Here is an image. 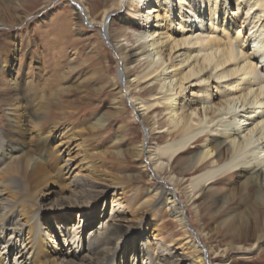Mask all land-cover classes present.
Returning a JSON list of instances; mask_svg holds the SVG:
<instances>
[{
  "label": "bare ground",
  "instance_id": "bare-ground-1",
  "mask_svg": "<svg viewBox=\"0 0 264 264\" xmlns=\"http://www.w3.org/2000/svg\"><path fill=\"white\" fill-rule=\"evenodd\" d=\"M8 1L11 6L7 8L0 4V16L5 10L12 14L15 9L23 8L24 0ZM82 1L85 8L81 10V5L72 0L73 8L78 9L73 19L84 21L89 27L97 25L113 49L137 62L131 69L122 64L118 72V77L124 80V92L134 115L149 129V135L159 128H154L160 123L157 117L160 115L164 119L159 142L148 148L142 142L139 153L147 157L145 166H150L153 172L163 171L167 181L163 180V185L146 187L133 206L116 209L128 218L119 220L117 214L110 212L101 225L107 233L99 227L89 230L85 247L88 255L80 262L71 261L75 250L74 234L71 231L61 235L53 217H59L62 223L77 211L75 214L81 216H77L78 223L74 227H79L82 219L90 220L98 195L105 191L95 198H86L76 180L79 163L72 150L79 147L66 144L81 134L74 125L70 131L61 126L70 115L59 104V98L67 89L61 87L63 79L56 77L59 76V40L54 35L59 37V31L54 26L47 44L58 54V59L50 65L52 75L56 76L44 78L42 82L34 78L33 87L25 89V96L32 94L30 102L34 108L29 117L36 135L44 142L55 139L54 147H59L54 171L59 172V178L68 174L76 190L62 187L59 198L48 201V195H44L43 202L28 205L25 196L20 195L22 180L5 174L12 169L11 165L18 164L23 147L17 139L6 137L0 125V264H9L12 255L17 257L19 264H118V253L125 249L126 241L136 235L142 240L143 263L164 264L161 255L151 249L147 231L149 229L150 236L157 238L167 222H174L177 227L164 240L168 246L179 250L174 259L180 264H211L200 254H204L205 245L197 234L198 240L189 232L188 204L194 209V219H215L216 231L236 240V248L245 245L242 255L259 250L262 255L264 0ZM231 7H234L233 12ZM128 12L133 13L136 20H131ZM112 14L122 20L121 29H116L114 19L109 22ZM12 17L7 23H14L21 16L12 14ZM128 21L130 25L125 27L123 22ZM114 83L117 88L122 87L116 77ZM136 88L138 91L133 90ZM93 90L97 92L99 88ZM83 91L87 93L88 89ZM119 97L123 100L121 95ZM27 112L26 105L15 103L7 108L5 116L11 124L18 120L24 123L28 119ZM104 124L105 120L99 116L92 118L88 126L95 130ZM87 153L102 157L92 150ZM80 156L87 165V158L83 153ZM182 156L185 165L181 168ZM86 172L89 173V169ZM232 180L235 183L231 188ZM175 186L181 197L176 189L173 190ZM135 189L137 193L139 189ZM211 190L214 196L204 209L200 208L197 203L200 195ZM43 218L46 219L44 223L41 222ZM10 228L25 237L15 239ZM49 233L57 238V245L49 247V240L46 245L43 243ZM216 264L232 263L224 259Z\"/></svg>",
  "mask_w": 264,
  "mask_h": 264
},
{
  "label": "rangeland",
  "instance_id": "rangeland-1",
  "mask_svg": "<svg viewBox=\"0 0 264 264\" xmlns=\"http://www.w3.org/2000/svg\"><path fill=\"white\" fill-rule=\"evenodd\" d=\"M91 1L87 0L86 2L91 3ZM75 2L81 5V10L85 8L82 5V0H75ZM0 4L4 8L11 6L8 0H0ZM229 9L231 12L234 11V7ZM76 11L78 12V9L73 8L72 0H48L46 2L44 0H24L23 8L15 9L12 13L20 15L21 19L19 18L14 23H7L13 18L7 10L4 11V15L0 16V21L5 22H0V125L3 127L6 137L17 139L23 147L18 164L11 165L12 169L5 171V174L22 180L23 186L20 195L25 196L28 205L42 201L44 195H48V201L59 198V189L62 190V187L76 190V185L72 183L68 174H63L59 178V172L54 171L55 162L59 160V147H54L56 146L55 139L52 138L48 142H44L36 135V129L29 117L31 109L34 108V104L30 102L32 94L25 96V89L27 91L32 89L34 78H38L40 79L38 81L42 82L44 78L50 79L51 76H56L52 75L54 73L52 70L50 71V65L58 59V54L55 53V50H50L47 44L51 38L50 30L55 26L59 31V37L54 35V38L59 40V76L56 77L63 79V83L60 80L61 87L67 89L63 92L64 95L59 98V104L61 107H65L63 111L65 110L70 115L69 118H65L61 126L68 127V131H70L74 125L78 127L81 134L80 138L66 144L70 147L78 144L76 147H79L78 150L75 148L72 150L79 163L76 180L81 186V194L86 198H95L101 191H105L98 195L94 211L90 214V220L82 219L83 223L79 227H74L77 218L81 216L75 214L77 211L70 214L68 220L66 218L62 223H59L57 219L59 217H53L58 223V231L61 235L73 232L72 242L75 250L71 261L80 262L88 255L85 247L89 230L99 227L106 234V230L102 229L101 225L110 212H113V215L117 214L116 218L119 220L128 218V215L116 209L124 210L129 205L133 206L135 199L143 194L146 187L159 186L160 183L163 185L166 175H163V171L157 170L156 173L150 166H145L147 157L144 153H139L142 142L147 148L148 146L152 147L155 142H159L162 135L161 128L165 126L164 119L160 115L157 117L160 123L154 128L156 126L159 128L153 130L149 135L147 133L149 129H146L143 122L132 112L127 93L124 92V80L122 81L118 77L122 64H126V67L131 69L137 62L127 56L124 57L113 49L107 38L101 35L97 25L89 27L84 21L76 22L73 19ZM62 12H65V17ZM79 13L81 14V12ZM128 13L131 15V20H136L137 17L133 13ZM110 16L109 22L114 19L116 29H121L122 20L116 19L113 14ZM123 24L127 27L130 25V21L123 22ZM129 38L131 41L134 40L132 36ZM123 42L125 43V41ZM114 77L117 78L121 88H117ZM40 88L43 89V87H38V89ZM98 88L97 92L93 90ZM83 89H88V92L85 93ZM133 90L138 91L137 88ZM39 92L40 90H38V94ZM120 95L123 100H120ZM15 103L26 105L28 109L26 114L28 119L24 123L18 120L11 124L12 122L5 116L7 108ZM99 116L103 117L105 124L102 128L98 127L92 130L88 125L92 118ZM22 120L24 121L23 118ZM28 133H30V137H28ZM88 150L98 152L102 157L89 156ZM81 153L87 158V165L81 160ZM184 156L181 158L183 162H180L179 165L181 168L185 165L186 156ZM86 169H89L90 172H86ZM154 173H156L155 178ZM228 179L231 181V177ZM234 183L235 180H232L231 185L229 184L230 187ZM219 186H222V182ZM175 187L173 190L176 189L181 197L179 188ZM135 188L139 189L137 193L134 192L137 190ZM217 188L219 187L217 186ZM216 190L218 191V189ZM71 193L76 195L74 191ZM205 193L200 195L197 202L202 209L207 206L206 202L215 194L214 190ZM44 200L46 199L43 198ZM186 209L189 213L187 223L189 232L195 236L196 240H198L197 234L205 245L204 254L200 253L204 260H209L211 264H216L217 261L224 259H228L232 264H255V262L264 264V253L260 255V250L251 255H242L245 245L236 248L238 247L236 240L232 241L231 237L223 236L222 233L216 231L217 221L215 219L197 221L193 217V207L188 204ZM45 221V218L41 220L42 223ZM79 228L81 232H79ZM176 229L174 222H167V227L161 231L157 238L150 236L149 229L147 231L151 249L161 255L164 264H180L178 259H174L179 250L164 243V240L168 239V233ZM12 230L13 228H10L11 234L14 233V237H17L15 239L24 236V234ZM51 236L52 234H47L43 241L46 245L49 240V247L54 243L57 245V238ZM13 244L16 245V241L15 243L13 241ZM142 255V240L136 235L135 238L130 237L126 241L125 249L118 253L116 260L118 264H146L143 263ZM18 261L17 257L12 255L9 264H19Z\"/></svg>",
  "mask_w": 264,
  "mask_h": 264
}]
</instances>
